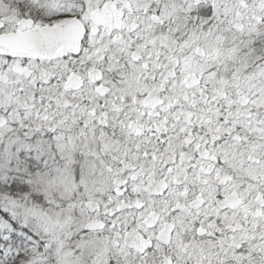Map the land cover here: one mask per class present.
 <instances>
[{"label": "snow or ice", "instance_id": "6c2138e0", "mask_svg": "<svg viewBox=\"0 0 264 264\" xmlns=\"http://www.w3.org/2000/svg\"><path fill=\"white\" fill-rule=\"evenodd\" d=\"M0 264H264V0H0Z\"/></svg>", "mask_w": 264, "mask_h": 264}]
</instances>
